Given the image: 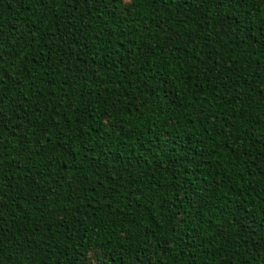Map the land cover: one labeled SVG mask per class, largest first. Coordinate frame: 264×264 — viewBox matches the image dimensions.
<instances>
[{"label":"trees","instance_id":"trees-1","mask_svg":"<svg viewBox=\"0 0 264 264\" xmlns=\"http://www.w3.org/2000/svg\"><path fill=\"white\" fill-rule=\"evenodd\" d=\"M261 0H0V264H264Z\"/></svg>","mask_w":264,"mask_h":264},{"label":"snow or ice","instance_id":"snow-or-ice-1","mask_svg":"<svg viewBox=\"0 0 264 264\" xmlns=\"http://www.w3.org/2000/svg\"><path fill=\"white\" fill-rule=\"evenodd\" d=\"M218 2L223 3L224 0H218ZM246 2H247V0H246ZM261 3L264 4V0H261ZM262 15H264V13H262Z\"/></svg>","mask_w":264,"mask_h":264}]
</instances>
